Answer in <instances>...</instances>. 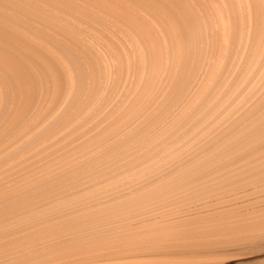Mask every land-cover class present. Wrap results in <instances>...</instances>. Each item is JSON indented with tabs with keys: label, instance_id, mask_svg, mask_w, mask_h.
I'll return each mask as SVG.
<instances>
[{
	"label": "bare ground",
	"instance_id": "6f19581e",
	"mask_svg": "<svg viewBox=\"0 0 264 264\" xmlns=\"http://www.w3.org/2000/svg\"><path fill=\"white\" fill-rule=\"evenodd\" d=\"M198 43L200 46L197 45ZM198 50H200L199 53ZM197 53L201 60L199 63H194ZM192 65H197L195 73L197 79L200 74L197 92L194 88L195 91L194 89L193 91L196 93L189 96L190 98L187 97L189 93L184 95L185 98H178L180 101L174 103L178 104L176 109L173 108L175 111H172L173 109L169 110V112L172 111L171 113L166 111V114L167 112L169 114L167 119L162 115L165 117L163 121L160 120L161 118L158 119L162 121L160 125L165 124L166 128L158 130L161 126L154 122L155 128H151L155 125L150 126L147 132L144 130L142 135L138 134L141 136L140 138L137 136L139 139L135 141V145H143V143L146 145V142H150L142 151L138 149L141 156L169 142V139L174 137L182 127H186L187 130H185L188 131V128H193L191 126H196V122H199L197 120L201 119V117L200 119L195 117L196 113L202 114L207 107L209 110L210 105L227 100L230 91L236 89L239 84L236 90L244 87L242 89L244 94L238 100L239 102L234 101L236 105L231 102L233 106L231 111H228V114L232 112L231 115H234V109L238 110V106L241 108V104L249 96L264 86V0H0V140L19 124L25 109L29 106H32L30 111L26 110L29 111V119L25 118V120L30 126L38 120L42 111L45 109L50 111L52 104L55 101L57 103V108L54 107L56 110L50 112L52 115L48 116L47 123H43L45 126L40 129L31 127L29 133H27L28 128L25 127L27 128L25 132L27 134L24 135L26 138L14 143L3 155L1 154L0 176L13 172L8 174L9 176L6 175V178L3 176L2 178L5 179L0 181V209L12 203L18 206L29 197L34 198L54 182L59 185L61 193H66L70 189V187L65 188L68 183L60 185V182L70 181L73 177H80L91 172L95 175L97 169L103 164L102 160L92 161L88 166L82 164L78 168L75 165H79L78 162L96 150L111 145L112 141L119 136L125 137V133L138 126L139 122L144 124L143 121H149L150 115L152 116L161 105L167 103V99L169 102L175 89L180 87L182 77ZM189 90L187 88V92ZM239 91L234 92L239 93ZM234 92L230 100L228 99L229 102L237 95ZM261 92L264 95V89ZM177 94L176 97H179V93ZM82 98L85 100L82 101ZM166 103L164 105L167 109ZM221 104L225 105L222 102ZM201 107L205 108L199 113L198 110H201ZM72 108L78 110L73 112ZM216 109L210 110L214 112ZM208 110L209 113L210 110ZM261 110H264V97L249 110L244 111V114L238 115L237 122L221 129L216 139H223L230 132L232 133V129L236 130L238 125L250 121L251 117ZM49 111L45 112L46 115ZM71 111L72 115H70ZM205 114L207 116L206 112L202 115L205 116ZM261 117V120L258 119V123H254L245 135L237 136V141L228 142L224 149L218 143L222 149L219 153L215 152L216 154L214 153L210 160L203 158L195 165L188 166L193 169L186 168L189 159L166 172L160 171V173L158 169H155L158 173L154 177L144 179L145 175L141 174L144 178L139 177L141 181L135 178L138 181L134 180L136 181L134 185L121 188L120 183L118 184L120 188H113L107 193L97 191L98 197L96 195L94 200L84 199V203L79 202L74 206L75 208L70 206L72 209L69 208V212L68 208L64 209L67 207L65 205L63 209L67 212L59 211L40 216L34 221L27 220L20 230L16 226L18 230L11 232L9 229V233L1 235L0 241L3 242L13 235L16 237L13 242L16 247L18 245L19 248L20 245V247L28 248L33 244L35 246V241L43 237L50 241L58 234L60 236L62 231L60 227L81 219L83 223L79 227L72 224L63 229L65 234L62 233L73 236L71 240L79 241L66 247L62 243L61 250L67 251H62L63 253L59 251L61 254L57 256L54 254L53 257L51 253L52 258L48 255V259L42 261V264H186L169 259L186 254L220 256L232 249L264 252V182L257 180L259 170L264 168V140L260 139L258 143L250 144L251 147L248 146V150L241 151L237 155L223 157L224 154L248 142L254 134L258 136L264 132V116ZM64 119H66L65 122L60 121ZM221 121L224 122V120ZM57 122H61V125L58 123L59 129L53 131L51 126L56 125ZM88 123L91 126L86 128ZM104 123L108 126L105 124L106 128L100 127ZM90 128L94 132L96 129L97 132L96 136L93 135L95 138L91 139L87 145L74 152L70 150L69 155L66 154L69 151L64 152L65 154L62 155L65 157L61 156L64 158L58 159L59 156L55 163L48 164L47 160L53 156L55 158L57 153L68 149L74 139L77 138L78 142V138L83 139L85 134L91 135ZM194 130L192 129L193 132ZM87 131L89 132L85 133ZM202 132L206 133V131ZM183 133L186 135V132ZM177 136L175 140L173 139L174 141L178 139ZM228 138L226 136V139ZM132 139H135L133 135ZM232 139L234 140L233 137ZM100 141L103 142L100 143ZM58 142L63 143L61 147L59 146L60 148L56 146ZM132 142L134 141H130ZM190 145L187 146L190 148L192 146ZM122 147L112 145L111 149L108 148L109 150L105 151L107 155L115 153L106 158L107 165H112L114 159L124 157L121 156L122 151L118 156L115 152ZM51 148H57V150L52 151ZM159 149L161 151V148ZM152 153L151 156H153ZM90 157L91 155L89 159ZM102 158L105 159L104 155ZM144 158L142 161L145 160ZM208 163L212 165L207 168ZM66 167L76 169L58 173ZM182 168L184 170L186 168L187 172L184 170L177 172ZM198 168L205 169L200 171ZM14 170L17 171L14 173ZM27 171L31 172L26 176L18 177L20 176L18 174ZM154 173L151 174L154 175ZM14 174L18 176L13 178ZM113 174L109 175V178L113 177ZM102 181L104 182V179ZM248 181H254V183ZM82 182L76 183L79 185ZM50 196H46L47 200ZM44 201L46 200L39 197L35 203L42 204ZM196 203L198 204L194 205ZM184 206L190 207L184 209ZM64 220H66L65 223ZM76 222L79 224L78 221L74 223ZM30 230L32 231L28 234ZM26 231L28 232L25 235ZM79 233L82 235L78 236ZM6 243L1 245L4 246ZM13 243L10 244L14 245ZM66 243L68 244V241ZM51 245L45 247L50 249L49 253L52 248H58L59 244ZM45 248L41 250H46ZM46 252L48 254V251ZM34 253H31L32 256ZM44 256H47L46 253L38 257ZM24 257L27 258V256ZM22 258L19 261H23ZM258 258L264 262V255ZM253 259L242 262L236 259V261L241 262L237 264H243Z\"/></svg>",
	"mask_w": 264,
	"mask_h": 264
},
{
	"label": "rangeland",
	"instance_id": "374dc122",
	"mask_svg": "<svg viewBox=\"0 0 264 264\" xmlns=\"http://www.w3.org/2000/svg\"><path fill=\"white\" fill-rule=\"evenodd\" d=\"M198 46H200V44L198 43L197 44ZM198 49H200V47L198 48ZM198 53L200 52V50H198L197 51ZM197 53V54H198ZM199 58V54L198 55H196V58H195V61H194V63L195 62H197V63H199V61L201 60L200 58ZM197 59V60H196ZM194 63H193V65H194ZM192 65V67H189L188 68V71L184 74V76L182 77V80L180 81V83H179V86L180 87H177L178 88V90H177V88L175 89V92H173L172 94L173 95H171V98H169V102H168V99H167V106L169 107H167V109H166V105H161V107H160V109H158V111L156 112L155 111V113L154 114H152V116L150 115V118H151V120H150V118H148L149 119V121L151 122H149L148 120L147 121H143L144 122V124L143 123H138V126H136V127H134V128H132V129H130V130H128L124 135H125V137L123 136V135H121V136H123V137H121V136H119V137H121V138H116L114 141H116V142H114V141H112V143H111V145L109 146H107V147H105L104 149L103 148H101L100 150L98 149V150H96L95 152H93L92 154H90L91 155V157H90V159H89V156H87L86 158H88V159H86V158H84V159H82L80 162H78L79 163V165L77 164V165H75L76 166V168H78V167H80L82 164L83 165H86V166H88V165H90L91 163H92V161L93 162H95L96 160L97 161H99V160H102V163L103 164H101L100 165V167H99V169H97V171H96V173H95V175H94V173L93 172H91V173H88L87 175L86 174H84V175H82V176H80V177H73L72 178V180H70V181H68V180H64L63 182H60V185H65L66 183H68V185H67V187H65V188H69L70 187V189H68V191L66 192V193H61L59 190H60V188L58 187L59 185L57 184V182H54V183H52V184H50V185H48L45 189H44V191H42L41 193H39V194H37V195H35L34 196V198H31L30 199V197H29V199H27V200H25V201H23V203H20L18 206H17V204L16 205H14L13 203L12 204H9V205H7L6 207H4L3 209H0V218H2V219H0V221H2L3 219H7L6 221L5 220H3L1 223H0V238H1V235H3L4 233H9V231H11V232H13V231H16V229L18 230V227H19V230L23 227V225H25V223L27 222V220L28 221H34V220H36L37 218H39L40 216L42 217V216H45L46 214L47 215H50L51 213H55V212H59V211H65L64 209H66V208H68V212H69V208H70V206H72V207H74V206H76V205H78L79 204V202H80V204H81V202H82V204L84 203V199L85 200H87V199H91V200H94V197L97 195V197H98V193H107L108 191H110V190H112L113 188L114 189H118V188H123V187H126L127 188V186L129 187V186H131V185H134L135 183H136V181H138V180H136L135 178H138L139 179V177L141 178H144V179H146V177H154V176H157L156 174L158 173V172H166L168 169L170 170V168H173V166H176V165H178V164H180V163H182L183 161H185V160H189L190 159V161L188 162V164L186 165V168H191V169H193L192 167H188V166H191V165H195L196 164V162L199 160L200 161V159H201V161L203 160V158L204 159H207L208 158V160H210L211 158H212V156L213 155H215L216 153H219L220 151H221V149L223 148L224 149V147H225V144H227L228 142H233V141H237V139H238V137H240V136H242L243 134L245 135V133L249 130V128L252 126V125H254V123H258V121L259 120H261L260 119V117H261V115H263L264 116V110L262 111H260V112H258L255 116H253V117H251V119H250V121L248 120V121H246L245 122V124L244 123H242V125L240 124V125H238L237 127H236V130L235 129H232V133L230 132V134H228V135H226L227 137H229L228 139H231L230 141L228 140V139H226V136L223 138V139H220V140H218V139H216L217 138V136H218V134L223 130V129H225V128H227L230 124H232V123H235V122H237L238 121V117L239 116H241L242 114H244L247 110H249L254 104H256L258 101H260V99H263V97H264V95H262V92L261 91H263V87L261 88L260 87V90H256L255 92H254V94L256 93V92H258V93H256L257 94V96H256V94L254 95V94H252L251 96H249L247 99H246V101H244L243 102V104H241V108H240V106H238V110H236V109H234V115H231V113L230 114H228L230 111H231V106H233V104H234V101H238V100H240L241 98H242V96H243V92H242V89L244 88H242V89H239V90H236L237 88H239V85H238V87L236 88V89H233V91H230V95L227 97V100L225 99V101L223 102V101H220V102H218V103H215L214 105L212 104V105H210L209 106V110L212 108V110H215L216 108H218V110L216 109V111H209L208 110V107L206 108L208 111H209V113L207 112V110H204L206 113H207V116H206V114H205V116L204 115H202L203 113H205V112H203L202 114H195V117H197V118H199L200 119V117H201V119L200 120H197V121H199V122H196L197 124H196V126L195 125H193V126H191V127H193V128H188V131H186L187 129H186V127H182L178 132H177V134H175L174 135V137L172 136L170 139H169V142L167 143V142H165L164 144H163V146H157L156 148H153L152 150H150L149 152H147V153H145V154H142V156H141V152L140 151H142L144 148H145V146H148L149 144H150V142H146V145H145V143H143V145H135V141H137L139 138H140V136L148 129H150L149 127L150 126H153V125H157V124H161V122L164 120V118L165 119H167V115L169 114V113H171L172 111H175V109L177 108V105L178 104H174V103H178L180 100H178V98H180V97H183V98H185L184 97V95H186V93H189L188 94V96L187 97H191V96H193L196 92H197V90H198V86L199 85H197V83H199L200 81H198V80H200L199 79V75H198V79H197V74H195L196 72H197V68H196V66L197 65H195V66H193ZM199 70V69H198ZM191 75V76H190ZM187 78V79H186ZM201 78V77H200ZM186 82H185V81ZM194 80V81H193ZM184 81V82H183ZM193 81V82H192ZM196 81V82H195ZM198 81V82H197ZM244 81V80H243ZM243 81H242V83H243ZM92 82V81H91ZM183 82V83H182ZM250 82V81H249ZM249 82H248V84H249ZM185 83V84H184ZM192 83H194V84H192ZM183 84H184V86H183ZM248 84H247V86H248ZM185 85L187 86L186 88H185ZM250 85V84H249ZM181 87H183L182 88V90H181ZM241 87V86H240ZM249 87V86H248ZM248 87H247V90H248ZM180 88V89H179ZM186 89V91H185V89ZM187 88H188V90L190 89V88H192L191 90H192V92H191V90H189V92H187ZM194 88H196V92H194L195 91V89ZM184 89V90H183ZM193 89H194V91H193ZM179 91V92H178ZM185 91V92H184ZM234 91H239V93H237V92H234ZM184 92V93H183ZM191 92V93H190ZM236 93V94H234V95H236V96H234L235 98H233V100L232 101H228V99L230 100V98H231V96L233 95L232 93ZM261 92V93H260ZM177 93H179V97H176V96H178V94ZM180 93H182V94H180ZM194 93V94H193ZM241 93V94H240ZM193 94V95H192ZM232 94V95H231ZM240 94V95H239ZM88 95V93L86 94V96ZM183 95V96H182ZM255 97H254V96ZM262 95V96H261ZM241 96V97H240ZM262 97V98H260V97ZM84 97V96H83ZM88 97V96H87ZM87 97H84L85 99H87ZM175 97V98H174ZM189 97V98H190ZM239 97V98H238ZM257 97V98H256ZM259 97V98H258ZM84 98H82V101H84L85 99ZM188 98V99H189ZM176 99V100H175ZM235 99V100H234ZM174 100V101H173ZM178 100V101H177ZM256 100V101H255ZM258 100V101H257ZM185 101H187V100H185ZM184 101V102H185ZM227 101L229 102V103H231V104H227L226 105V103H227ZM252 101H254V103H251ZM221 102L223 103V104H225L224 106L221 104ZM239 102V101H238ZM237 102V103H238ZM245 102H247V103H245ZM55 103H56V101H55ZM52 104L53 106H51V108H50V111L49 110H47V109H45L44 111H42V114L44 113V115H42L41 113L39 114L40 116H38V120H36V124H35V126H33V125H28V121L26 122V120H25V118H27V120L29 119L28 117H29V111H30V108L32 107V106H29V108H27V109H29V111H26L27 109H25V112H24V114H23V116H22V118H21V120H20V122H19V124H17V126H23V127H20L19 126V128L17 127V126H15V128L13 129V130H11L9 133H7L6 134V136H4V138H2V140H0L1 142L0 143H3V144H0L1 146H0V156L2 157V155L7 151V149H8V147H10V146H12L14 143L16 144L18 141H21V139L23 140L24 139V137L26 138V136H24V135H26L27 133H29L30 131H31V129L32 128H34V127H36V129L37 128H39L40 129V127H43V126H45L44 124L45 123H47L46 121L49 119L48 118V116L49 115H52V113L50 114V112L52 111V112H54L56 109L55 108H57V103L56 104ZM169 103V104H168ZM172 104H174V105H172ZM56 105V106H55ZM78 105V104H77ZM234 105H236V104H234ZM243 105V106H242ZM247 105V106H246ZM79 106V105H78ZM163 106H164V108L166 109H164L163 108ZM174 106V107H173ZM212 106V107H211ZM214 106V107H213ZM217 106V107H216ZM221 106V107H220ZM55 107V108H54ZM216 107V108H215ZM229 107H230V109H229ZM249 107V108H248ZM74 108V107H73ZM72 108V110H73V112H76L77 110L76 109H73ZM75 108H77L76 106H75ZM173 108H175V109H173ZM202 108V107H201ZM205 107H203L201 110L199 109L198 111H199V113L204 109ZM223 109V110H225V111H223V110H221V109ZM227 108V109H226ZM80 109V108H79ZM171 109H173L172 111H170L169 112V110H171ZM246 109V110H245ZM74 110H76V111H74ZM162 110V111H161ZM165 110V111H164ZM230 110V111H229ZM49 111V113H47V115H46V113L45 112H48ZM166 111H168L167 112V114H166ZM197 111V112H198ZM218 111H220V113L218 112ZM227 111V112H226ZM229 111V112H228ZM233 111V110H232ZM238 111H239V113H238ZM242 111V112H241ZM245 111V112H244ZM73 112L71 111L70 112V115H72L73 114ZM211 112H213V113H211ZM216 112V113H215ZM263 112V113H262ZM26 113V114H25ZM28 113V114H27ZM156 113H158V114H156ZM215 113V114H214ZM227 113V114H226ZM241 113V114H240ZM157 116H156V115ZM161 114V115H160ZM209 114V115H208ZM211 114V115H210ZM218 114V115H217ZM69 115V116H70ZM162 115H164V116H162ZM237 115V116H236ZM239 115V116H238ZM26 116V117H25ZM154 116V117H153ZM162 116V117H161ZM192 116H194V114L192 115ZM203 116V117H202ZM208 116H209V118H208ZM213 116V117H212ZM227 116V118H225ZM228 116L230 117V118H228ZM263 116L261 117V118H263ZM46 117V118H45ZM157 117V118H156ZM164 117V118H163ZM255 117V118H254ZM48 118V119H47ZM66 119H68L67 117H65ZM154 118V119H153ZM161 118V119H160ZM204 118V119H203ZM205 118H207L206 120H205ZM214 118V119H213ZM216 118V119H215ZM225 118V119H224ZM238 118V119H237ZM66 119H64V120H60L61 122L62 121H66ZM158 119H160V120H162L161 122H160V120H158ZM212 119V120H211ZM217 119H219V120H217ZM229 119V120H228ZM237 119V120H236ZM259 119V120H258ZM25 120V121H24ZM45 120V121H44ZM113 120V119H112ZM202 120V121H201ZM221 120H224V122L223 121H221ZM232 120V121H231ZM234 120H236V121H234ZM258 120V121H257ZM43 121V122H42ZM166 121V120H165ZM204 121V122H203ZM207 122V124H206V122ZM230 121V122H229ZM234 121V122H233ZM22 122V123H21ZM61 122L59 123V122H57L56 123V125L58 124V125H61ZM63 122V123H64ZM147 122V124H145ZM149 122V123H148ZM155 122V124H153ZM158 122V123H157ZM160 122V123H159ZM202 122V123H201ZM224 124H223V123ZM229 122V123H228ZM25 123H26V125H25ZM44 123V124H43ZM110 123V122H109ZM205 123V124H204ZM211 123V124H210ZM249 123H251V124H249ZM23 124V125H22ZM43 124V125H42ZM90 123H88V126H86V128H88L89 126H91V125H89ZM106 123H104V125L102 124L100 127H103V128H106L107 126L105 125ZM141 124V125H140ZM152 124V125H151ZM215 124V125H214ZM228 124V125H227ZM25 125V126H24ZM37 125V126H36ZM55 124H53L52 126H51V128H52V130L53 131H55L56 129L58 130L59 128H58V125L56 126ZM144 125V126H143ZM156 125L155 126H153V127H151V128H155L156 127ZM162 125V124H161ZM160 125V126H161ZM200 125V126H199ZM202 125H205V126H202ZM209 125V126H208ZM247 125V126H246ZM250 125V126H249ZM165 126V124H163V126H161V127H159V129L158 130H162V128H166V127H164ZM195 126V127H194ZM198 126V127H197ZM202 126V127H201ZM246 126V127H245ZM25 127H27V128H25ZM32 127V128H31ZM53 127H57V128H53ZM60 128H61V126H59ZM144 127V128H143ZM148 127V128H147ZM200 127H201V129H200ZM206 127V128H205ZM214 127V128H213ZM17 128H18V130H17ZM21 128H22V130H21ZM25 129V131H24V129ZM31 128V129H30ZM50 128V129H51ZM85 128V126H84V129H86ZM102 128V129H103ZM219 128V129H218ZM246 128V129H245ZM16 129V130H15ZM28 131H27V130ZM95 129V128H94ZM101 129V130H102ZM186 129V130H185ZM191 129V130H190ZM192 129L194 130V129H196V131L194 130V132L192 131ZM198 129V130H197ZM204 129V130H203ZM210 129H213V130H210ZM222 129V130H221ZM49 130V129H48ZM52 130H49L50 132L52 131ZM93 132H92V131ZM133 130V131H132ZM145 130V131H144ZM147 130V131H148ZM185 130V131H184ZM235 130V131H234ZM14 131V132H13ZM15 131H17V132H15ZM27 131V133H25ZM85 131V130H84ZM90 132H91V135L90 134H87V136L88 137H90V138H88L87 136H86V134L83 136L84 138L83 139H80V138H78V140L80 141H78L77 142V138L76 139H74L72 142L73 143H71V145L69 146L70 147V149H69V147H68V149H65V151H61V152H59V153H57V155H55V158H54V156L53 157H51L49 160H47V162H48V164L50 165V163L51 164H53V163H55L58 159H60V158H64L65 156L64 155H62V154H65L67 151H69V152H67L66 154H68V153H71L70 152V150H73V152L74 151H77V150H79L80 148H82V147H84L85 145H87L88 144V142L91 140V139H93V138H95L94 136H96V132H97V130L95 129V132H94V130L93 129H91L90 128V130H89ZM89 131H87V132H85V133H88ZM146 131V132H147ZM181 131V132H180ZM186 132V135H185V133H183V132ZM202 131H206V133L205 132H202ZM240 131V132H239ZM20 132L22 133L21 135H20ZM23 132H24V134H23ZM129 132H130V134H129ZM143 132V133H142ZM160 132V131H159ZM158 132V133H159ZM190 132H192V133H190ZM197 132H199V133H197ZM131 133H133V134H131ZM141 133V135H138V134H140ZM179 133H182L181 135H182V137L184 136V138H182V137H180L181 135H179ZM189 133V134H188ZM215 133V134H214ZM218 133V134H217ZM223 133V132H222ZM95 134V135H94ZM191 134V135H190ZM202 134H204L203 136H202ZM207 134V135H206ZM259 134V133H258ZM8 135V136H7ZM16 135V136H15ZM19 135V136H18ZM90 135V136H89ZM94 135V136H93ZM128 135V136H127ZM134 136V138L135 139H132L131 140V136ZM179 137H178V136ZM188 135V136H187ZM200 135H201V138H200ZM206 135V136H205ZM254 135H255V138H254ZM253 136H252V138L248 141V142H246L245 144H243L242 146H239V147H236V148H234L232 151H230V152H228V153H226V154H224L223 155V157L225 156V157H228V156H231L232 154H234V155H237L239 152H241V151H246V149L248 150L249 148H247L248 146L249 147H251V145L252 144H255L257 141H259L260 139L261 140H264V132H262V133H260L258 136H256L257 134H254ZM136 136V137H135ZM139 138H138V137ZM156 136V135H155ZM177 136V138L179 139H177L176 141H174L175 139V137ZM186 136V137H185ZM199 136V137H198ZM208 136V137H207ZM238 136V137H237ZM260 136V137H259ZM11 137V138H10ZM17 137V138H16ZM21 137H23V138H21ZM232 137L234 138V140L232 139ZM237 137V138H236ZM130 140H129V139ZM152 138L154 139V135L152 136ZM151 138V139H152ZM181 138V139H180ZM190 138V139H189ZM196 138V139H195ZM211 138V139H210ZM254 138V139H253ZM10 139V140H9ZM18 139V140H17ZM89 139V140H88ZM174 139V140H173ZM188 139V140H187ZM192 139H193V141H192ZM198 139H200V140H198ZM204 139V140H203ZM215 139V140H214ZM236 139V140H235ZM9 140V141H8ZM17 140V141H16ZM83 140H85V141H83ZM87 140V141H86ZM104 140V139H103ZM120 140H121V142H120ZM128 140V141H127ZM183 140V141H182ZM197 140V141H196ZM213 140H214V142H213ZM6 141V142H5ZM117 141H119V142H117ZM124 141V142H123ZM130 141H134V142H132V143H130ZM170 141H172V142H170ZM174 141V142H173ZM181 141V142H180ZM201 141V142H200ZM208 141V142H207ZM212 141V142H211ZM218 141V142H217ZM222 141V142H221ZM225 141H227L226 143H225ZM76 142V143H75ZM84 142V143H83ZM86 142V143H85ZM101 142H103V141H100V143ZM187 142V143H186ZM193 142V143H192ZM252 142V143H251ZM4 143H6V144H4ZM75 143V144H74ZM83 143V144H82ZM122 143V144H121ZM124 143V144H123ZM130 145H129V144ZM195 143H196V145H195ZM204 143V144H203ZM206 143V144H205ZM209 143V144H208ZM210 143L212 144V145H214V146H210ZM218 143H220V146L222 147H220L219 146V144ZM258 143V142H257ZM63 145V143L61 142H58V144L56 145L57 146V148H60L62 145ZM184 144V145H183ZM192 146H191V145ZM251 144V145H250ZM77 145V146H76ZM112 145H120L122 148H123V150H122V148L119 150V149H116L117 151H115L116 152V154H117V156L120 154V152L122 151V153H121V156L123 157H121L122 159H118V160H116V159H114V163L112 164V165H107L105 162H106V160L108 159V157H110V156H112V154L114 153H111L110 155H107V152H105V151H108L109 149H111L112 148ZM165 145V146H164ZM169 145V146H168ZM173 145V146H172ZM187 145H190L191 147H193V148H189ZM194 145V146H193ZM202 145V146H201ZM207 148V150H206V148L204 147V146ZM207 145V146H206ZM218 146V148H217V146ZM5 146H7V147H5ZM60 146V147H59ZM67 146V145H66ZM75 148H74V147ZM126 146V147H125ZM127 146H129V147H127ZM134 146V147H133ZM139 146V147H138ZM142 146V147H141ZM53 147H55V146H53ZM165 147V148H164ZM177 147V148H176ZM211 147V148H210ZM217 149H216V148ZM57 148H51L52 149V151H56L57 150ZM73 148V149H72ZM109 148V149H108ZM159 148H161V151H159L160 149ZM183 148H184V150H183ZM213 148V149H212ZM75 149V150H74ZM77 149V150H76ZM102 149H103V151H104V153H102L103 151H102ZM108 149V150H107ZM128 149H130V150H128ZM140 151H139V150ZM157 151H156V150ZM185 149H187L186 151H185ZM191 149V150H190ZM194 149V150H193ZM201 149V150H200ZM215 149V150H214ZM236 149V150H235ZM5 150V151H4ZM199 150V151H198ZM235 150V151H234ZM49 151H51V150H49ZM49 151H46V152H49ZM102 151V152H101ZM159 151V152H158ZM173 151V152H172ZM175 151V152H174ZM192 151V152H191ZM201 151H202V153H201ZM207 151V152H206ZM2 152V153H1ZM65 152V153H64ZM98 152V153H97ZM119 152V153H118ZM125 152V153H124ZM152 152H154V154L152 153ZM158 152V153H157ZM171 152V153H170ZM197 152V153H196ZM198 152H199V154H198ZM216 152V153H215ZM124 153V154H123ZM127 153H128V155H127ZM151 153L153 154V156H151ZM156 153V154H155ZM172 153H173V155H172ZM181 153V154H180ZM183 153V154H182ZM188 153V154H187ZM215 153V154H214ZM2 154V155H1ZM59 154V155H58ZM99 154V155H98ZM102 154V155H101ZM115 154V153H114ZM134 157V159H133V157L131 156V155ZM140 154V155H139ZM149 154V155H148ZM167 154V155H166ZM175 154V155H174ZM180 154V155H179ZM194 154H196L195 156H193ZM69 155V154H68ZM97 155V156H96ZM103 155H104V157H105V159H103L102 157H103ZM105 155H107V156H105ZM191 155V156H190ZM234 155H232V156H234ZM60 156V157H59ZM61 156H64V157H61ZM146 156V157H145ZM150 156V157H149ZM159 156V157H158ZM176 156H178V157H176ZM183 156V157H182ZM190 156V157H189ZM192 156H193V158H192ZM202 156V157H201ZM209 156V157H208ZM0 157V158H1ZM59 157V158H58ZM100 157V158H99ZM130 157V158H129ZM145 157V158H144ZM180 157V158H179ZM189 157V158H188ZM211 157V158H210ZM58 158V159H57ZM91 158H92V160H91ZM107 158V159H106ZM126 158V160H124ZM142 158H144L145 160H143L142 161ZM157 158H158V160H157ZM169 160H168V159ZM170 158H171V161H170ZM173 158V159H172ZM93 159H95V160H93ZM152 159V160H151ZM168 161H167V160ZM55 160V161H54ZM91 160V161H90ZM135 160V161H134ZM156 160H157V162H156ZM178 160H179V162H178ZM51 161H53V162H51ZM87 161H89V163H87ZM104 161V162H103ZM131 161V162H130ZM140 161V162H139ZM164 161H166V162H164ZM174 161V162H173ZM91 162V163H90ZM128 163V165H127V163ZM144 162V163H143ZM163 162V163H162ZM169 162V163H168ZM77 163V162H76ZM75 163V164H76ZM81 163V164H80ZM85 163V164H84ZM121 163V164H120ZM158 163V164H157ZM160 163V164H159ZM119 164V165H118ZM123 164H125V165H123ZM133 164V166H131ZM135 164V165H134ZM152 164V165H151ZM165 166H164V165ZM104 167H103V166ZM141 165V166H140ZM212 164H209L208 163V165H207V168L208 167H210ZM108 166V167H107ZM116 166V168H114ZM145 166V167H144ZM162 166V167H161ZM103 167V168H102ZM127 167V168H126ZM141 167H143V168H141ZM148 167V168H147ZM158 167V168H157ZM160 167V168H159ZM67 168V167H66ZM63 169L62 171H60V172H58V173H63V172H69V171H72V170H74V169H76L75 167H68L67 169ZM102 168V169H101ZM106 168H107V170H106ZM114 168V169H113ZM122 168V169H121ZM124 168H125V170H124ZM131 168V169H130ZM141 168V169H140ZM152 168V169H151ZM185 168V170H184V168H182V169H179V170H177V172L178 171H185V172H187V169ZM140 169V170H139ZM143 169H144V171H143ZM158 171H156V170ZM199 170L201 169V170H203V169H205V168H198ZM110 170V171H109ZM120 170V171H119ZM122 170H123V173H121L122 172ZM129 170H130V174H129ZM134 172H133V171ZM147 170H148V172H147ZM163 170V171H162ZM200 170V171H201ZM15 171H17V170H14V173H15ZM100 171V172H99ZM111 171H112V173H111ZM125 171V172H124ZM141 171V172H140ZM189 171V170H188ZM198 171V170H197ZM13 172V171H12ZM12 172H8L7 174H5V178H6V175H10V174H12ZM31 171H27V172H23V173H21V174H18V175H20V176H18V175H15L14 174V177L13 178H16L17 176L18 177H21V176H26L28 173H30ZM103 172H105V173H103ZM116 172H117V174H116ZM128 172V173H127ZM150 172V173H149ZM154 172H156V173H154ZM160 172V173H161ZM2 174H3V172H1ZM75 173H76V171H75ZM75 173H73V175L75 174ZM114 173V174H113ZM121 173V174H120ZM132 173V174H131ZM136 173V174H135ZM151 173H154V175L153 174H151ZM159 173V174H160ZM258 173V172H257ZM91 174V175H90ZM114 175L113 177L112 176H110V178H109V175ZM127 174H129L128 176H125V175H127ZM136 176H134V175ZM145 175L144 177L142 176V175ZM146 174H150V175H146ZM260 174V175H259ZM8 175V176H9ZM57 174H55V176H56ZM132 175V177L134 178H132V177H130ZM141 175V176H140ZM2 175L0 176V181H1V179L3 180V179H5V178H2L3 177ZM94 176V177H93ZM116 176V177H115ZM138 176V177H137ZM258 176H259V179H257V180H262V182H264V168H261V170H259V173H258ZM90 177V178H89ZM108 177V178H107ZM128 177V178H127ZM248 177H250V176H248ZM76 178H77V180H76ZM81 178H82V180H81ZM89 178V179H88ZM100 178V179H99ZM102 178V179H101ZM107 178V179H106ZM115 178V179H114ZM123 178V179H122ZM127 178V179H126ZM130 178H132V180H130V181H128ZM104 179V182L102 181ZM119 179H121L120 180V182H119ZM125 179V180H124ZM143 179V180H144ZM86 180V181H85ZM90 180V181H89ZM100 180V181H99ZM107 180H109V181H107ZM127 180V181H126ZM134 180H136V181H134ZM66 181V182H65ZM78 181H83L81 184H77L76 182ZM88 181V182H87ZM91 181H93V182H91ZM96 181V182H95ZM118 181V182H117ZM134 181V182H133ZM139 181H141V179H139ZM70 182V183H69ZM72 182V183H71ZM91 182V183H90ZM117 182V183H116ZM133 183V184H131V183ZM248 182H250V183H254V181H248ZM106 183H108V184H106ZM122 184L121 186L120 185H118V184ZM128 183H130V185L128 184ZM76 184V185H75ZM125 184V185H124ZM264 184V183H263ZM99 185V186H98ZM107 185H108V187H107ZM110 185V186H109ZM112 185V186H111ZM114 185V186H113ZM127 185V186H126ZM54 186H56V187H54ZM75 186V187H74ZM78 186H79V188H78ZM88 186V187H87ZM90 186H92V187H90ZM118 186H120V187H118ZM123 186V187H122ZM48 187H49V190H48ZM52 187V188H51ZM105 187H106V189H105ZM118 187V188H117ZM54 188V189H53ZM83 188V189H82ZM102 188H103V190H102ZM92 189H94V190H92ZM99 189H101V191L99 190ZM72 190V191H71ZM74 190V191H73ZM93 192H92V191ZM106 190V192H104ZM97 191H98V193H97ZM43 192H44V194H43ZM54 192H55V195H54ZM57 192H59V193H57ZM92 193V194H91ZM94 193V194H93ZM97 193V194H96ZM41 194V195H40ZM52 194H53V196H52ZM65 194V195H64ZM38 195H40V196H38ZM49 195H51L50 196V198L51 197H53V198H49L48 200H47V197L46 196H49ZM57 195V196H56ZM60 196V197H59ZM62 196V197H61ZM73 196V197H72ZM77 196V197H76ZM39 197H42L44 200H46V201H44L43 203L42 202H40V203H42V204H36L35 203V201H36V199L37 198H39ZM57 199H56V198ZM76 197V198H75ZM87 197V198H86ZM93 198V199H92ZM71 199V200H70ZM39 200H42V199H39ZM54 201V202H53ZM52 203V204H51ZM54 203V204H53ZM68 204V205H67ZM73 204V205H72ZM198 203H196V204H194V205H197ZM11 205H12V207H11ZM57 205H58V207H57ZM65 205L67 206V207H65ZM194 205H192V206H194ZM17 206V207H16ZM22 206V207H21ZM32 206V207H31ZM38 206V207H37ZM60 206V207H59ZM30 207V208H29ZM65 207V208H64ZM72 207L70 208V209H72ZM188 207H190V206H184V209H187ZM7 208V209H6ZM24 210H23V209ZM50 208V209H49ZM64 208V209H63ZM75 208V207H74ZM20 209H21V211H20ZM46 209V210H45ZM48 209V210H47ZM60 209V210H59ZM63 209V210H62ZM3 210V211H2ZM7 210H8V212H7ZM58 210V211H57ZM67 211H65V212H67ZM6 212V213H5ZM13 212V214H11ZM16 212V213H15ZM19 212V213H18ZM74 213V212H73ZM6 214V215H5ZM11 215L10 216V218H9V215ZM16 214V215H15ZM28 214V215H27ZM44 214V215H43ZM69 215H71V213H68ZM77 214V213H76ZM79 214V213H78ZM77 214V215H78ZM3 215V216H2ZM5 216H6V218H5ZM14 216V217H13ZM17 216V217H16ZM8 217V218H7ZM13 217V218H12ZM24 220V221H23ZM79 220H81V219H79ZM79 220L78 219H76V220H74V221H72L69 225H64L65 227H60L61 229L60 230H62L61 232H60V236H61V234L62 233H66V232H64V228H66V227H69L70 225L72 226V224L73 225H75L76 224V226H80V224H82L83 223V220H81L80 222H79ZM65 221L66 220H64V223H65ZM75 221H78L79 222V224L76 222V223H74ZM20 222V223H19ZM63 222V221H62ZM24 223V224H23ZM11 224V225H10ZM22 224V225H21ZM16 226H18L17 228H16ZM75 228H77V227H75ZM5 229V230H4ZM10 229V230H9ZM45 229H47V228H45ZM44 229V231H46ZM9 230V231H8ZM13 230V231H12ZM5 231V232H4ZM31 231L32 230H30V232H28V231H26V232H24V234L26 233L27 234V232H28V234L29 233H31ZM3 232V233H2ZM23 234V235H24ZM25 234V235H26ZM58 234V233H57ZM64 234H62V237H60V236H56V237H53L52 238V240H50V241H48V240H46V239H48V238H45V237H43V239H39V240H37V241H35V246H34V244L33 245H31L30 247H20V245H19V248H18V245H17V247H16V244H14L13 242H14V240L16 239V237L15 236H13L12 235V237H9V239L7 238V239H5V241L3 240V242L2 241H0V246H2V248L0 249V264H19V262L21 263V264H30V262H31V264L32 263H35V264H42L44 261H45V259L47 258L48 259V255L50 256V254H51V256L53 257V255L55 254L56 256L58 255V254H61V253H63L64 251L66 252L67 250H61V248H63V245L66 247L67 245L69 246H71V244L73 245L75 242H77V241H79V240H71L72 238H73V236H71V235H64ZM80 234V235H79ZM78 234V236H81L82 235V233H79ZM71 236V237H70ZM67 237V238H66ZM70 237V238H69ZM40 238H42V237H40ZM10 239H12L11 241H10ZM44 239H45V241H44ZM50 239V238H49ZM63 239H65V240H63ZM66 239H68V240H66ZM55 240V241H54ZM70 240V241H69ZM9 241H10V243H13L14 245H11L10 243H9ZM40 241V242H39ZM48 241V242H47ZM58 241V242H57ZM66 241H68V244L66 243ZM74 241V242H73ZM6 242H8V243H6ZM45 243V244H43V243ZM55 243V246L56 245H58V248L56 247V248H52L51 249V252L49 253V251H50V249H48V248H45V247H50V245L52 244V245H54V243ZM72 242V243H71ZM1 243H6V245H1ZM37 243V244H36ZM38 243H40V244H38ZM41 243H42V245H41ZM49 244L48 246H46L47 244ZM62 243H63V245H62ZM65 243V244H64ZM70 243V244H69ZM45 245V246H44ZM51 245V246H52ZM61 245V246H60ZM12 246V247H11ZM3 247H4V249H3ZM10 247V248H9ZM15 247H16V249H15ZM64 247V248H65ZM46 249V250H41V249ZM6 249V250H5ZM22 250V252H21V250ZM28 249V250H27ZM40 251H42V252H40ZM55 249H57V250H55ZM20 250V251H19ZM36 250H38V252L36 251ZM25 251L27 252V253H25ZM36 251V252H35ZM46 251H48V254H47V252ZM54 251V252H53ZM61 253H60V252ZM63 251V252H62ZM5 252V253H4ZM35 252V253H34ZM46 253V255L47 256H44L43 258L41 257H38V256H41V255H43L44 253ZM59 252V253H58ZM231 252V253H230ZM235 252V253H234ZM240 252V254H238ZM242 252V253H241ZM246 252V253H245ZM2 253V254H1ZM31 253H34L33 254V256H32V254ZM41 253V254H40ZM227 253H229V254H227ZM227 253H225L224 255H220V256H214V255H210V254H201V255H191V254H186L185 256H183V255H177V256H179V257H171L169 260L170 261H180V262H184V263H186V264H201V263H203V264H237V263H239L240 261H236V259L238 260V259H240L241 260V262L242 261H246V260H249V259H253L251 262H245V263H243V264H264V262L263 261H261L262 259H259L258 257L259 256H263L264 255V252H253V251H250V250H238V249H236V250H234V249H232V250H230V251H227ZM26 254H28V255H30V256H28V255H26ZM254 254V255H253ZM4 255V256H3ZM19 255V256H18ZM54 255V256H55ZM249 257H248V256ZM256 255V256H255ZM1 256H3V257H1ZM6 256V257H5ZM22 256H23V258H22ZM24 256H27V258L26 257H24ZM50 256V258H52ZM206 256H207V258H206ZM246 256V257H245ZM22 258V260L23 261H19V260H21L20 258ZM37 259H36V258ZM243 257V258H242ZM31 258H32V260H31ZM33 258H35V259H33ZM176 258V259H175ZM189 258V259H188ZM198 258V259H197ZM246 258V259H245ZM40 259H44V260H41L40 261ZM185 259V260H184ZM194 259H195V261H194ZM207 259V260H206ZM229 259V260H228ZM7 260V261H6ZM28 260V261H27ZM37 260H38V263H37ZM205 260V261H204ZM215 260V262H213ZM233 260H235V261H233ZM9 261V262H8ZM13 261V262H12ZM14 261H16V262H14ZM30 261V262H29ZM33 261V262H32ZM40 261V262H39ZM43 261V262H42ZM57 261H59V260H57ZM56 261V262H57ZM212 261V262H211ZM222 261H223V263H222ZM23 262H25V263H23ZM192 262V263H191ZM216 262H219V263H216ZM226 262V263H225ZM228 262H230V263H228ZM240 262V263H241Z\"/></svg>",
	"mask_w": 264,
	"mask_h": 264
}]
</instances>
